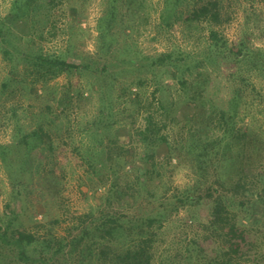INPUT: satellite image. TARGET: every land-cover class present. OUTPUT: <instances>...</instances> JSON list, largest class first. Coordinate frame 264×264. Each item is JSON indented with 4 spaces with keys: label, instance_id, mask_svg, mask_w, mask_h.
<instances>
[{
    "label": "rangeland",
    "instance_id": "obj_1",
    "mask_svg": "<svg viewBox=\"0 0 264 264\" xmlns=\"http://www.w3.org/2000/svg\"><path fill=\"white\" fill-rule=\"evenodd\" d=\"M14 1L0 0V21L8 28L0 38V264H109L105 255L112 243L102 236L104 229L84 240L93 243V256L80 259L79 251L70 254L65 244L90 219L97 223L107 216L119 219L124 228V236L113 238L120 247L140 240L137 232L149 217L159 218L149 228L154 231L151 264H204L202 257L209 262L228 241L231 246L224 255L245 263L255 260L257 251L250 246L259 240L263 253L258 258L264 264L262 219L242 218L234 227L225 217L239 205L234 202L230 208L220 191L177 206L171 197L195 178L205 179L193 173L196 159L190 156L179 164L173 153L180 127L195 112L194 94L199 100L193 101L204 103L190 123L199 129L196 135L221 139L217 153L201 164L210 178L225 169L219 157L226 151V137L220 126L213 132L209 116L216 119L226 109L234 120V137L241 139L252 128L264 141V62L258 65L260 54L264 58V0H218L224 20L212 27L226 41V52L202 66L197 63L207 52L210 25L186 17L203 0H119L110 26L105 13L111 0H33L23 16L13 14ZM240 47L237 58L232 53ZM122 49L128 53L121 54ZM247 49L252 50L250 56ZM164 51L178 57L181 53L186 64L171 61L152 70L147 57ZM40 52L81 65L53 74L36 63ZM124 57L136 61L129 65ZM137 98L146 107L149 102L153 109L160 102L165 106L156 114L168 142L154 146L158 170L151 180L143 178L150 161L140 156L150 147L138 136L146 109ZM106 119L114 123L110 133L116 141L108 143L104 135L100 144L95 132ZM40 123L50 138L24 142V133ZM261 152L264 155V149ZM258 159L252 162L257 167ZM112 167L121 174L118 190L112 186ZM127 172L130 179L125 180L122 174ZM133 172L143 179L136 182ZM163 194L168 199L159 197ZM49 228L50 245L41 248L37 243L49 240ZM19 233L36 240L25 247L23 256L28 258H19L23 247L14 244ZM58 244L62 249L53 251Z\"/></svg>",
    "mask_w": 264,
    "mask_h": 264
},
{
    "label": "trees",
    "instance_id": "obj_2",
    "mask_svg": "<svg viewBox=\"0 0 264 264\" xmlns=\"http://www.w3.org/2000/svg\"><path fill=\"white\" fill-rule=\"evenodd\" d=\"M130 1V0H129ZM170 2V0H168ZM33 0H15L12 4V11L13 14L18 16H23L28 12V7L30 5H33ZM117 2L119 0H111L110 5L108 7V10L105 13V17L109 18V26L112 22L116 21L115 16L117 13ZM221 6L219 4L218 0H203L200 3H198L196 6H194L189 13L187 14L186 20L189 22L191 21H200V22H206L210 25L208 29V33L206 36V47L205 50H207L206 54L203 55V58L199 61V66H202L204 64V61L214 59L217 57H220L223 53L226 52V41L219 36L218 30H216L212 25H217L222 23L224 20L221 17ZM112 21V22H111ZM109 26L107 27V30H109ZM8 32V28L6 25L0 21V38L4 39L6 36V33ZM241 47L237 49L235 52L232 53L235 57L239 58V54H241ZM230 51V50H229ZM124 52V53H123ZM231 52V51H230ZM121 54H127V50L120 51ZM175 53V52H174ZM172 51H164L160 52L157 55L147 57L149 60V64L151 66V69L153 70L155 67H158L159 70H161L165 65L168 63L177 62L180 64H186L184 62V55L180 53V57H178L176 54H174ZM247 56H250L252 54L251 49L246 50ZM188 55V54H186ZM263 55V53H262ZM260 54V58H258V65L260 63L264 62V58ZM247 58V57H246ZM36 63L40 65L41 68L49 69L52 71L53 74L63 72V71H69L73 68H77L80 66V63H75L73 61H69L66 59V57L63 56H51L43 53H37L35 57ZM124 63L126 64H132L135 63V59L132 57H124L123 58ZM183 60V61H182ZM197 62V61H196ZM195 63V62H194ZM125 64V65H126ZM202 64V65H201ZM106 65H103V68L106 69ZM200 72V70H199ZM199 85V84H198ZM193 86V85H192ZM196 89H198L196 87ZM155 90H158L155 88ZM237 97L235 95L232 96V99H236ZM238 98H241V96L238 95ZM193 100H199V96H195V94L192 96V102L194 103V110L195 112L182 124V130L181 135L178 139H174L175 149H173L174 155L178 159V163H185L187 158L192 156L194 160L196 159L197 162L194 164H197V167L195 169L194 167V175L197 173L201 174L202 176H205V179L198 180L195 178V181L193 184H189L185 189H177V192L172 194L173 203L176 204H185L187 202H196L197 200H200V198H210L214 196V192L220 191V196L227 198L229 201V207L231 208L236 202L239 206V209L237 211H234V209L231 212V217L229 215H226L225 220H233L234 227L238 226L236 222H239L242 224V221H240L242 218H249L250 220H253L255 222L262 221L264 222V155L261 151L264 149V141L257 136L252 131V128H249V131L245 132L243 137L239 139L238 137H234L232 135V129L230 127L231 124L234 123L233 117L229 116V113L226 109H221L218 117L215 119L216 116H209L208 119L210 122H214L211 129L213 132L219 128H215L216 126H220L222 129L223 136L226 137V140L224 142L226 151L220 155V163L222 167L225 165V169H221L217 173L214 172L213 178H210V176L206 173V171L203 170L201 167V164L204 163V161L208 159H212V156L217 153L215 151V148L217 145L220 144V140H215L214 137L211 135V137H203V135H196V132H198L199 129L193 128L190 123L197 120V117H199L198 109L200 107H203L204 103L198 104L197 102ZM136 103L139 104L140 107H144L146 109L144 114V128L138 130L139 138L142 140V142H146V146H149V149H144V153L140 156V158L147 162V160L150 161L147 162L146 165V173L143 175V178L146 179H153L155 172L158 170L155 168V165L157 162L154 160L155 156V149L154 146L158 145L159 143H167V136L164 133H161V121L162 119L157 116L156 112L158 109L165 108L164 104L161 102L158 104L157 107L154 109L151 107L153 105L151 102L148 103V107H146L145 103H142L140 99H136ZM200 105V106H199ZM106 109L110 108V103L108 105H104ZM62 112V111H61ZM110 116L112 115L111 111H108ZM108 119V117H107ZM106 119V120H107ZM229 119V121H227ZM189 123V127H188ZM184 126L187 128L184 129ZM114 130V123L112 121H105L102 122L101 125L96 129V134L99 135V143H103V137L106 135V140L108 143H114L116 140L113 139L114 133H110V131ZM88 131V130H87ZM191 131H194L191 133ZM110 133V134H108ZM183 133V134H182ZM199 133V132H198ZM46 134L44 131V125L38 124V127L33 129L30 132L24 133L23 135V141L25 142H32L37 144L38 142H41L44 140V137L50 138L49 135ZM87 134H90L87 132ZM109 135V136H108ZM142 137V138H141ZM102 138V139H101ZM214 148V151H213ZM259 158L258 161L260 162V166L257 167L256 164L252 163L253 159ZM263 158V159H262ZM146 160V161H145ZM193 160V159H192ZM113 163V162H112ZM117 166V165H116ZM194 166V165H193ZM102 169L105 167V164L100 166ZM111 171L113 172L112 176V186L118 190V178L121 177L120 172L118 169L111 168ZM134 179L136 182L140 181V179H143L140 177V173H135ZM207 174V175H206ZM125 176V180L130 179V175L127 173L122 174ZM196 177V176H195ZM198 177V175H197ZM197 179V180H196ZM126 182V181H125ZM208 182V183H207ZM129 183V181H128ZM127 183H124L123 186ZM203 193L201 194V189H203ZM125 192V191H124ZM123 193V192H122ZM153 194V193H151ZM244 196V197H243ZM161 199H168L167 197H164L163 195L159 196ZM163 200L160 201V206L163 204ZM168 202V201H165ZM260 210V212H259ZM262 210V212H261ZM258 211V214L254 216V219L250 218V215ZM159 217L163 216V212L160 213V210L158 211ZM149 217L147 219V222L144 223L142 228V231L139 233L137 232V235L140 237V240L137 242L131 241L128 242L126 245L118 246L114 244V239L117 235L122 237L124 236V228L122 227L119 219L114 218V216H107L102 217L101 221L94 223L95 219H90L88 222V225H82L80 227V231L77 234L72 235L71 239L69 241H66L65 244H67L71 249H69V253L71 254V251L78 250L77 252L78 256L81 258H84L89 256H93L94 249L92 248L93 243L91 246L87 242L84 241L86 236L89 234H92L94 236L97 231H100V229H104V236L105 238L109 239V241L112 243L110 245V249L107 251L105 257L108 258L109 264H151L152 263V253L151 248L154 242L153 234L154 231L152 230L153 227H151V224L155 220H159L158 217ZM121 219V218H120ZM12 218H10L7 221V226L10 225ZM58 220L55 219L52 222L56 223ZM161 221V219H160ZM137 225L141 224L140 220H137ZM244 225V224H243ZM148 227L144 230L145 227ZM152 229H149V228ZM131 226L128 227L127 230H131ZM139 228V226H138ZM50 230V228H49ZM128 231V233H129ZM235 230L231 229V236L234 237L235 240L239 239L237 236H235ZM135 231H133L134 233ZM5 235V233H4ZM47 237L49 240H42L40 243H37L41 248H48L50 245V239L52 237V231L47 232ZM94 240L96 239L93 238ZM112 239V240H111ZM232 239V237H231ZM230 239V240H231ZM237 241V244L239 245ZM36 240L34 237L29 233H19V236L15 238L14 244L17 246L23 247L19 251V258L24 259L25 256H23V252H25L26 245H30L35 243ZM231 242L228 241L227 245L218 246V249H216V254L212 257V259L209 258V262L207 261V258L202 257V261H204V264H262L263 262L260 261L258 258L259 255L263 253L261 250V240L257 241L258 244L251 243L250 250H255V260L250 259L248 262L243 263L241 259H235L233 255H224L225 248H228L231 246ZM62 245L58 244L54 247L53 251H60L62 249ZM28 258V257H25ZM32 260L35 259V257H31ZM107 264V263H106Z\"/></svg>",
    "mask_w": 264,
    "mask_h": 264
}]
</instances>
